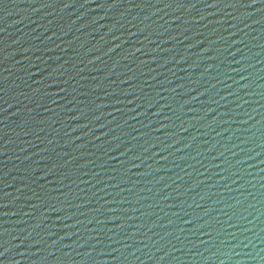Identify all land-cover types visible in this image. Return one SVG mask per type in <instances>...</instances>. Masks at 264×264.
I'll return each mask as SVG.
<instances>
[{
  "label": "water",
  "instance_id": "obj_1",
  "mask_svg": "<svg viewBox=\"0 0 264 264\" xmlns=\"http://www.w3.org/2000/svg\"><path fill=\"white\" fill-rule=\"evenodd\" d=\"M0 264H264V0H0Z\"/></svg>",
  "mask_w": 264,
  "mask_h": 264
}]
</instances>
